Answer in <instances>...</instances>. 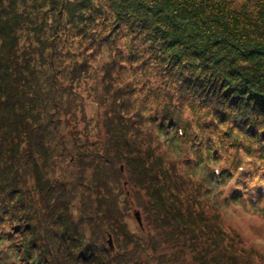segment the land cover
I'll list each match as a JSON object with an SVG mask.
<instances>
[{
  "label": "trees",
  "instance_id": "trees-1",
  "mask_svg": "<svg viewBox=\"0 0 264 264\" xmlns=\"http://www.w3.org/2000/svg\"><path fill=\"white\" fill-rule=\"evenodd\" d=\"M211 179L264 202V0H0V264H264Z\"/></svg>",
  "mask_w": 264,
  "mask_h": 264
},
{
  "label": "rangeland",
  "instance_id": "rangeland-1",
  "mask_svg": "<svg viewBox=\"0 0 264 264\" xmlns=\"http://www.w3.org/2000/svg\"><path fill=\"white\" fill-rule=\"evenodd\" d=\"M103 54H105V52ZM100 60H103V59L100 58ZM98 111L99 110L95 104L94 105L90 104L87 107V112H86L88 119H92L93 116L95 119L96 115H98L97 114ZM240 170H242V169L239 168L238 171L241 172ZM215 174L218 175L216 171H215ZM209 178L210 177H208V179ZM209 181H210L209 183H210V187H211V192L208 194V196L213 195V196H211L213 202H215V201H218L220 203L222 202V204H221V205H223L222 210L221 211L219 210V213L221 215L222 220L226 221V222H230L229 225L233 224L235 227L237 226L239 229V233H241V235L245 236L247 239H249V240L254 239L256 243H264V219H261L260 224L257 225V224L251 223V221H249L248 217H247V214L250 213L253 210V208H255L257 212H261L262 210H264V202L259 203L257 205H250L247 202H244V204H243L240 201H235L232 203H229V201H228L229 204H227L225 201V198H226L228 192H230V189L227 187V185H225L223 190H221L218 188V183L216 184V181L214 179H211ZM127 195H128V193H127ZM224 203L226 204V206L224 205ZM132 206H133V204H132ZM136 212L139 213L141 226L139 225V223L137 222V220L135 218L134 214ZM130 213H131V218L133 217L135 220V221L134 220L131 221V224H130L131 229L134 232H138V230L136 229V228H138V226L141 229H143V221H142L143 217H142L140 211L137 210L134 206L132 207ZM258 234H260L261 238L257 241V239H258L257 235ZM109 235L110 234H108V233L105 235L106 244H107ZM111 240H112L113 248H112V250H110V249L109 250L111 252H114V241H113L112 236H111ZM107 246H108V244H107Z\"/></svg>",
  "mask_w": 264,
  "mask_h": 264
},
{
  "label": "clouds",
  "instance_id": "clouds-1",
  "mask_svg": "<svg viewBox=\"0 0 264 264\" xmlns=\"http://www.w3.org/2000/svg\"><path fill=\"white\" fill-rule=\"evenodd\" d=\"M100 58L104 60V59H106V55L102 54L100 56ZM145 115H147V113H145ZM181 119L191 120L192 119V110L190 108H185L183 111V115H182ZM175 155L178 157L177 154H175ZM212 167L216 168V165L213 164ZM247 217H248V220L251 221V223L258 225V224H260L261 219H264V210H262L261 212H257L256 209L253 208V210L247 214ZM3 227L5 229H7L8 225L4 224ZM257 236H258V239H257V241H258L261 238V236H260V234H258ZM8 244H9V241L7 239H0V248L7 247ZM255 244H258L261 247V250L264 251V243H255ZM249 246L252 247L255 245L253 244L252 241H249ZM13 259L15 260L16 257L13 256ZM257 261L259 264V258L258 257H257Z\"/></svg>",
  "mask_w": 264,
  "mask_h": 264
},
{
  "label": "water",
  "instance_id": "water-1",
  "mask_svg": "<svg viewBox=\"0 0 264 264\" xmlns=\"http://www.w3.org/2000/svg\"><path fill=\"white\" fill-rule=\"evenodd\" d=\"M134 215H135V218H136L137 222H138L139 225L141 226V221H140L139 213L136 212ZM107 244H108V246H109V249L112 250L113 245H112V240H111V236H110V235H109V237H108Z\"/></svg>",
  "mask_w": 264,
  "mask_h": 264
}]
</instances>
